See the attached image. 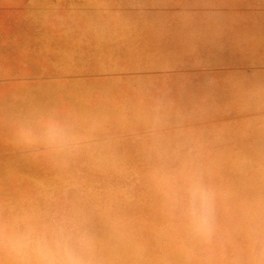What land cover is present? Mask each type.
I'll return each mask as SVG.
<instances>
[{"label":"clouds","instance_id":"1","mask_svg":"<svg viewBox=\"0 0 264 264\" xmlns=\"http://www.w3.org/2000/svg\"><path fill=\"white\" fill-rule=\"evenodd\" d=\"M0 8V264H264V0Z\"/></svg>","mask_w":264,"mask_h":264},{"label":"rangeland","instance_id":"2","mask_svg":"<svg viewBox=\"0 0 264 264\" xmlns=\"http://www.w3.org/2000/svg\"><path fill=\"white\" fill-rule=\"evenodd\" d=\"M7 12L8 9L0 8V63L3 64L9 63L15 55L8 42L18 34L13 21L6 17Z\"/></svg>","mask_w":264,"mask_h":264}]
</instances>
